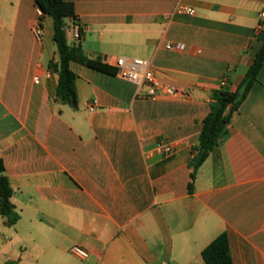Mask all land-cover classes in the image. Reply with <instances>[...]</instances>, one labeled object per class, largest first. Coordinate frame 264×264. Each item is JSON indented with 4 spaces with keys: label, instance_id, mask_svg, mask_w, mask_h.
<instances>
[{
    "label": "crops",
    "instance_id": "obj_1",
    "mask_svg": "<svg viewBox=\"0 0 264 264\" xmlns=\"http://www.w3.org/2000/svg\"><path fill=\"white\" fill-rule=\"evenodd\" d=\"M66 1L87 56L149 60L183 94L147 98L72 61L78 106L55 101L52 18L38 39L36 0H0V158L19 214L0 213V264H206L223 232L233 264H264V66L194 179L190 165L212 91H236L264 43V0Z\"/></svg>",
    "mask_w": 264,
    "mask_h": 264
},
{
    "label": "trees",
    "instance_id": "obj_2",
    "mask_svg": "<svg viewBox=\"0 0 264 264\" xmlns=\"http://www.w3.org/2000/svg\"><path fill=\"white\" fill-rule=\"evenodd\" d=\"M36 5L41 11L39 16L40 26L43 27V21L47 15L52 18L54 25L53 40L56 46L57 59L50 60L48 67L57 73L59 77L55 101L77 108V75L70 68L72 61L107 73H117V70L99 59L87 56L80 38L76 42H69L67 28L69 25L78 22L72 2L66 0H36ZM263 66L264 43L236 91H231L228 85H222L219 89L212 91L210 111L203 120L198 143L193 148L195 154L190 160V165L193 167L192 179L195 178L198 167L218 146L233 113L238 110L247 97ZM189 188L190 191L193 190L192 182ZM12 194L10 181L5 174V165L0 158V213L9 225L15 224L19 219V214L11 201ZM202 257L206 264H233L228 235L223 232L217 236L202 250Z\"/></svg>",
    "mask_w": 264,
    "mask_h": 264
},
{
    "label": "built area",
    "instance_id": "obj_3",
    "mask_svg": "<svg viewBox=\"0 0 264 264\" xmlns=\"http://www.w3.org/2000/svg\"><path fill=\"white\" fill-rule=\"evenodd\" d=\"M178 11L184 12L190 15L195 14V10L191 7H179ZM261 18H264V12L260 14ZM262 28V24L259 26ZM74 33V37L79 39L82 33V26L79 22L71 25ZM41 26L38 24L33 28L34 34L38 39H41ZM168 49H182L181 44H167ZM112 63L117 70V74L124 79L132 81L138 85L146 86L147 90L145 96L147 98H160V97H176L183 94V91L177 87L164 85L158 76L157 70L152 66L149 60L137 57L116 56L112 59ZM223 85H227V81H222ZM196 146V145H195ZM157 150L164 155L169 156L173 154L175 144L166 140L160 139L156 146ZM71 252L80 259H87L89 252L80 245H73Z\"/></svg>",
    "mask_w": 264,
    "mask_h": 264
},
{
    "label": "rangeland",
    "instance_id": "obj_4",
    "mask_svg": "<svg viewBox=\"0 0 264 264\" xmlns=\"http://www.w3.org/2000/svg\"><path fill=\"white\" fill-rule=\"evenodd\" d=\"M69 35H71V31L69 32Z\"/></svg>",
    "mask_w": 264,
    "mask_h": 264
},
{
    "label": "water",
    "instance_id": "obj_5",
    "mask_svg": "<svg viewBox=\"0 0 264 264\" xmlns=\"http://www.w3.org/2000/svg\"><path fill=\"white\" fill-rule=\"evenodd\" d=\"M68 28H70V26H68Z\"/></svg>",
    "mask_w": 264,
    "mask_h": 264
}]
</instances>
